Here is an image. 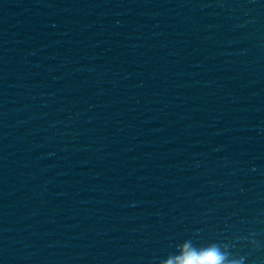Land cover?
Listing matches in <instances>:
<instances>
[{"label":"water","instance_id":"obj_1","mask_svg":"<svg viewBox=\"0 0 264 264\" xmlns=\"http://www.w3.org/2000/svg\"><path fill=\"white\" fill-rule=\"evenodd\" d=\"M188 241L264 264V0H0V264Z\"/></svg>","mask_w":264,"mask_h":264},{"label":"clouds","instance_id":"obj_2","mask_svg":"<svg viewBox=\"0 0 264 264\" xmlns=\"http://www.w3.org/2000/svg\"><path fill=\"white\" fill-rule=\"evenodd\" d=\"M182 250L185 255L179 258L181 264H184L185 260H191L193 258L203 261L204 264H238L237 261L229 260L227 258V253L222 252L215 244L208 246L202 252H196L191 250V241H188L182 246ZM190 250L191 255L188 254ZM169 264H173V262L170 261Z\"/></svg>","mask_w":264,"mask_h":264}]
</instances>
